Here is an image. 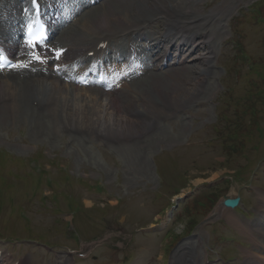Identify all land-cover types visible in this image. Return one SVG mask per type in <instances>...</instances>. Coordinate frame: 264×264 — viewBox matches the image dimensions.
I'll use <instances>...</instances> for the list:
<instances>
[{
  "label": "rangeland",
  "instance_id": "1",
  "mask_svg": "<svg viewBox=\"0 0 264 264\" xmlns=\"http://www.w3.org/2000/svg\"><path fill=\"white\" fill-rule=\"evenodd\" d=\"M197 1L195 14L205 17L198 21L204 25L200 30L212 35L214 68L200 93L180 109L189 114L177 111L160 118L158 130L122 141H101L78 131L56 133L49 120L31 118V103L15 122L0 121V175L10 183L0 199V237L39 243H19L21 261L54 264L60 254L69 258L79 241L94 238L105 244L77 264H143L145 256L155 258L157 252L166 264H205L207 255L210 261L222 256L226 264L255 260L248 252L264 243V227L255 225L251 238L232 220L244 222L241 210L255 223L264 211L258 198H264V0ZM187 71L183 66L167 76L176 74L173 79L183 82ZM34 166H40V175ZM225 195L240 196L239 210L230 220L215 215L223 218L221 224L204 225ZM172 196L181 201L171 210ZM74 207L80 212L74 209L72 219ZM233 238L237 241L229 242ZM43 244L57 252L48 253Z\"/></svg>",
  "mask_w": 264,
  "mask_h": 264
},
{
  "label": "bare ground",
  "instance_id": "2",
  "mask_svg": "<svg viewBox=\"0 0 264 264\" xmlns=\"http://www.w3.org/2000/svg\"><path fill=\"white\" fill-rule=\"evenodd\" d=\"M2 1L0 0V38L6 33L1 19L15 17L16 13L21 12L15 0ZM99 1V11L86 7L81 15L82 11L70 18L74 22L66 24L65 28H61L63 31H58L57 34L58 43L61 45L56 49L67 48L69 55H72L74 47L80 52L86 49L82 56H74L72 59L70 56L65 59L62 57L59 62H54V55L51 54L50 48H46L41 51L45 60L41 61L40 67L29 71H12L13 74L0 78L1 122H13L22 117L28 110L27 104L31 103V118L49 120L56 133L78 131L101 141H122L134 140L133 138L141 137L147 132L158 130L157 121L160 118L167 119L177 111L184 113L180 109L185 107L184 104L189 102V99H195L200 93L201 86L208 81L207 77L214 68L211 65L214 59L212 46L210 47L213 43L212 35L207 36V31L200 30L204 25L200 26L202 23H198L205 20V17L195 14L194 7L198 5V1ZM78 15L80 16L76 18ZM210 15H213V12ZM158 23H164L161 30L148 31ZM117 36L122 37L124 45L128 47L132 46L133 40L140 41L137 49L151 55L148 63L142 66L137 60L136 48L131 47L127 60L112 66V74H116L118 79L129 81V84L122 88V96L114 98L113 95L92 90L90 87H75L71 80L75 74L84 72L82 65L97 68L93 60H85V55L94 50L101 40L109 38L111 40L107 49L111 50L112 46L118 43ZM148 40L154 42L153 46L145 43ZM12 44L11 41L5 40L11 57L18 54L17 50L25 49L19 42L15 48L11 47ZM96 55H100V52ZM18 57L22 59L28 55ZM103 59L108 60V57ZM130 60L134 66L129 64ZM169 61L171 63L168 64ZM183 66L188 70L183 82L173 79H178L176 74L167 76ZM55 68L59 74H54ZM60 77H67L68 81H60ZM184 101L186 102L183 103ZM258 198L264 207V198H260V195ZM229 213L222 207H217L214 218L215 215H222L230 220ZM260 219L264 226V214L260 215ZM232 224L242 233L254 237L246 225L236 223L235 220H232ZM196 236L198 245L201 243L200 233ZM258 244L262 245L261 251L249 252L255 260L249 259L246 264H264V243ZM197 245L195 244V249Z\"/></svg>",
  "mask_w": 264,
  "mask_h": 264
},
{
  "label": "water",
  "instance_id": "3",
  "mask_svg": "<svg viewBox=\"0 0 264 264\" xmlns=\"http://www.w3.org/2000/svg\"><path fill=\"white\" fill-rule=\"evenodd\" d=\"M237 199H235V200H225L224 201V205H226V206H228V207H234L235 205H236V203H237Z\"/></svg>",
  "mask_w": 264,
  "mask_h": 264
},
{
  "label": "snow or ice",
  "instance_id": "4",
  "mask_svg": "<svg viewBox=\"0 0 264 264\" xmlns=\"http://www.w3.org/2000/svg\"><path fill=\"white\" fill-rule=\"evenodd\" d=\"M33 2L35 3V0H33Z\"/></svg>",
  "mask_w": 264,
  "mask_h": 264
}]
</instances>
